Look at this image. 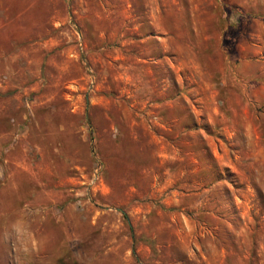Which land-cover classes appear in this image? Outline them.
<instances>
[{
    "label": "rangeland",
    "instance_id": "obj_1",
    "mask_svg": "<svg viewBox=\"0 0 264 264\" xmlns=\"http://www.w3.org/2000/svg\"><path fill=\"white\" fill-rule=\"evenodd\" d=\"M21 209L33 264H264V0H0Z\"/></svg>",
    "mask_w": 264,
    "mask_h": 264
},
{
    "label": "clouds",
    "instance_id": "obj_2",
    "mask_svg": "<svg viewBox=\"0 0 264 264\" xmlns=\"http://www.w3.org/2000/svg\"><path fill=\"white\" fill-rule=\"evenodd\" d=\"M46 238L37 233L33 217L24 209L0 222V247L10 252V264H33L46 244Z\"/></svg>",
    "mask_w": 264,
    "mask_h": 264
},
{
    "label": "built area",
    "instance_id": "obj_3",
    "mask_svg": "<svg viewBox=\"0 0 264 264\" xmlns=\"http://www.w3.org/2000/svg\"><path fill=\"white\" fill-rule=\"evenodd\" d=\"M97 171V170H96Z\"/></svg>",
    "mask_w": 264,
    "mask_h": 264
}]
</instances>
